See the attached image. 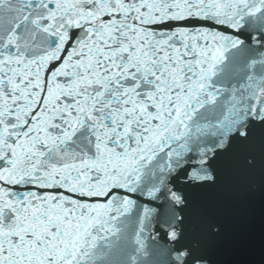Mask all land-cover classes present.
I'll return each instance as SVG.
<instances>
[{"label": "snow or ice", "instance_id": "obj_1", "mask_svg": "<svg viewBox=\"0 0 264 264\" xmlns=\"http://www.w3.org/2000/svg\"><path fill=\"white\" fill-rule=\"evenodd\" d=\"M0 264H264V0H0Z\"/></svg>", "mask_w": 264, "mask_h": 264}]
</instances>
